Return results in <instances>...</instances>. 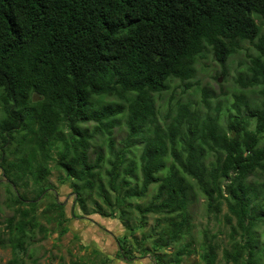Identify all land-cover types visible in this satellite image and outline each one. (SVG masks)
<instances>
[{"label":"trees","instance_id":"1","mask_svg":"<svg viewBox=\"0 0 264 264\" xmlns=\"http://www.w3.org/2000/svg\"><path fill=\"white\" fill-rule=\"evenodd\" d=\"M263 26L264 0H0V170L13 210L0 248H11L8 264L27 254L35 230L47 236L36 210L52 161L70 182V213L85 215L86 195L96 191L107 210L95 202L100 217L122 219L127 208L142 219L156 215L166 227L155 249L190 237L193 181L209 212L226 206L231 248L223 250L224 264H262L264 181L248 179L264 175V100L234 94L223 126L220 107L210 113L205 90L206 114L188 101L170 122L161 119L153 96L175 80L190 83L206 52L225 76L228 60L245 43L253 52L243 86H262L264 95ZM122 117L127 136L117 147L113 129ZM98 132L105 147L94 142ZM26 152L36 155L35 168ZM28 178L39 186L30 202L16 191ZM151 187L156 191L148 202L133 204ZM52 208L62 226L58 202L41 217L49 223ZM217 249L204 233L203 264H218ZM196 252L190 244L177 247L172 263Z\"/></svg>","mask_w":264,"mask_h":264},{"label":"rangeland","instance_id":"2","mask_svg":"<svg viewBox=\"0 0 264 264\" xmlns=\"http://www.w3.org/2000/svg\"><path fill=\"white\" fill-rule=\"evenodd\" d=\"M262 31L264 33V26ZM243 46L244 50L228 60L225 76L222 75V69L214 61L211 53L206 52L197 60L194 66L195 75L190 83H181L175 80L171 83L168 91L153 96L161 119L170 122V119L176 115L179 104H185L188 101L192 102L193 107L197 108L201 115L206 114L207 110L201 101L202 90H205L210 97L208 100L212 109L211 114H215L214 110L217 106L220 107L219 118L223 126H225L226 118L229 115L226 112L231 108L234 94L244 95L249 102L260 103L264 100V95L260 93V90H263L262 86L253 89H246L243 86L246 82L243 78L247 79L251 76L249 71L250 58L247 54L253 52L246 50L250 48L249 44L245 43ZM189 84L190 86L187 87ZM231 113L233 114V111ZM126 136L125 119L122 117L113 129V138L117 147L121 146V140ZM101 138L102 136L98 132L94 142L96 145L105 147L106 145L101 141ZM103 151L106 152V149ZM25 154L32 167L35 168L37 166L36 155L32 152ZM53 157L55 158V155ZM12 159L11 157L10 160ZM50 168V175L42 183L43 185H40L45 191L42 197L38 199L36 210L39 224L46 228L47 236L43 238V234L39 230H35L33 239L29 241L26 247L27 254L22 256L17 264H173V254L176 248L187 244H190V249L197 252L190 257H184L181 264H203L199 248L204 233L217 244L218 264H224L222 261L223 250L231 248L229 237L231 229L224 218L227 212L226 206L222 204L219 213L209 212L206 198L193 181L189 182L193 187L192 202L188 207L192 225L190 237H185L184 240L176 244L166 242L162 248L155 249L153 244L159 241V231L162 227H166V223L161 218L156 215H149L142 219L131 208L124 210L125 215L122 219L119 218L118 213L111 218L100 217L93 213L95 202L101 205L104 211L107 210L98 198L96 191L86 195L83 211L85 215H81L78 209L70 213V206L73 202L70 182L64 173L56 167L54 161L50 163ZM263 181L264 175L261 173H257L248 179V182H253V184ZM25 182L26 185L19 186L16 191L24 194L27 202H30L35 198L39 186H35L30 178L26 179ZM155 191L156 187H151L144 199L133 200V204L135 202L141 204L148 202ZM11 192L0 170V238L6 226L5 220L13 215V210L9 208L12 200ZM113 195L110 193L111 197ZM54 202H58L64 207L65 222L62 226H59L55 221L57 219L55 208H52L48 213L51 219L49 223L41 217V210ZM157 221H160L159 226ZM132 227L134 228L133 232L128 229ZM261 228H258L257 236L262 233L263 229ZM62 230L65 232L61 234ZM261 237L260 241H264V236L261 235ZM140 242L142 245H139ZM120 247L127 252L128 261L123 260ZM156 258L159 259V263H157ZM11 259V248L9 246L0 248V264H8ZM261 262L264 264V259Z\"/></svg>","mask_w":264,"mask_h":264}]
</instances>
